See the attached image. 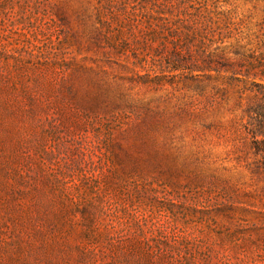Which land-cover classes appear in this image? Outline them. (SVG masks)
<instances>
[{
    "label": "rangeland",
    "instance_id": "rangeland-1",
    "mask_svg": "<svg viewBox=\"0 0 264 264\" xmlns=\"http://www.w3.org/2000/svg\"><path fill=\"white\" fill-rule=\"evenodd\" d=\"M254 49L264 0H0V264H264Z\"/></svg>",
    "mask_w": 264,
    "mask_h": 264
},
{
    "label": "trees",
    "instance_id": "trees-1",
    "mask_svg": "<svg viewBox=\"0 0 264 264\" xmlns=\"http://www.w3.org/2000/svg\"><path fill=\"white\" fill-rule=\"evenodd\" d=\"M215 14L219 17V20H216V21L213 20L215 24H217V26L221 24V21H223L224 24L228 22V20L220 21L222 13H215ZM205 18H206V23L212 24L211 16L206 14ZM255 53H256L255 49L253 51L248 50V51H244L241 53L240 52L236 53V55L240 57L238 60V67L246 69L247 74H244V77L250 79L253 76L255 80L260 79L261 82H264V71H262L261 76H257V74H251V72L254 71L257 67L256 62L258 60V57L255 56ZM225 56H226V53L224 49L221 51L220 50H209L208 51L207 49H204L203 54L201 56L202 57L201 62L205 70L214 71V72L219 73L220 72L219 65L223 59H226ZM260 56H263V55H259V57ZM256 85L260 88H264V84H256ZM260 95L261 96L255 95L256 101L254 102V105L250 107V112H254L257 115V117L259 116V119L260 118L264 119V92H260ZM256 149L258 153L263 151L262 149L260 150V148H256Z\"/></svg>",
    "mask_w": 264,
    "mask_h": 264
}]
</instances>
